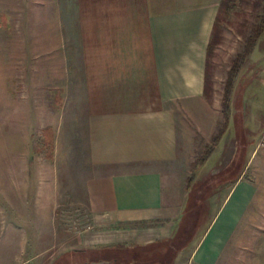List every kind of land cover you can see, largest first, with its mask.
Instances as JSON below:
<instances>
[{
	"label": "crops",
	"instance_id": "obj_1",
	"mask_svg": "<svg viewBox=\"0 0 264 264\" xmlns=\"http://www.w3.org/2000/svg\"><path fill=\"white\" fill-rule=\"evenodd\" d=\"M223 1L0 0V137L13 140L22 110L28 143L36 111L39 140H53L51 151L0 150V173L30 189L34 170L45 178L47 162L51 170L66 157L80 172L75 189L89 219L61 263L78 261V252H90L89 262L135 263L132 250L175 236L194 133L214 124L206 105L209 47ZM245 172L188 264H225L235 254L263 192ZM114 248L120 260H112ZM167 249L156 247L157 254Z\"/></svg>",
	"mask_w": 264,
	"mask_h": 264
},
{
	"label": "rangeland",
	"instance_id": "obj_2",
	"mask_svg": "<svg viewBox=\"0 0 264 264\" xmlns=\"http://www.w3.org/2000/svg\"><path fill=\"white\" fill-rule=\"evenodd\" d=\"M263 13L264 0H237L234 8L225 6L221 9L217 43L210 54L211 80L206 97L214 124L207 125L204 132L195 131L194 147L191 149L194 160L205 144H214V136L223 126V98L229 71L238 55L246 51L248 40L254 35ZM231 104L230 128L214 145L205 163L199 166L194 179L201 186V194L211 191L208 197H203L205 217L197 223L198 230L195 229L197 231L189 240V245L175 252L176 259L172 264H188L197 241L221 207L232 183L248 166L245 177L262 184V199L243 228L245 235L237 243L235 254L232 257L228 255L225 264H255L251 259L264 261V144H260L264 133V32L253 51L242 60ZM16 118L12 122L13 140L0 137V150L44 147L51 151L52 134L46 143L39 140L43 128L38 122L37 111L35 120L29 126L34 134L30 143L26 138L28 127L23 122L22 110L17 111ZM51 130L48 128L47 132L51 133ZM67 163L68 158L64 157L56 168L49 170L52 164L47 162L44 179L34 170L33 175L37 178L30 189H22L19 182L12 183L14 173H0V264H63L67 260L62 259L64 255L61 254L79 244L80 231L88 222L89 212L81 201V190L75 189L80 183V172H75ZM237 163L236 175L223 173L224 169ZM190 174L192 170L191 173L189 170ZM191 194L188 189L186 209L190 206ZM251 235L257 236V239ZM38 253L40 255L36 257ZM76 256L77 260L90 257L89 252H78ZM123 264L143 263L127 261ZM147 264L157 263L152 261Z\"/></svg>",
	"mask_w": 264,
	"mask_h": 264
},
{
	"label": "trees",
	"instance_id": "obj_3",
	"mask_svg": "<svg viewBox=\"0 0 264 264\" xmlns=\"http://www.w3.org/2000/svg\"><path fill=\"white\" fill-rule=\"evenodd\" d=\"M236 2L237 0H224L222 7H227L228 9H232L236 6ZM218 24H219V20L217 21V25L215 28V34L213 37V40L211 41L210 47H209V66H210V54L212 52V50L214 49L217 41H216V36L219 34V30H218ZM264 32V13L261 16V22L257 25L256 29H255V33L254 35H252L250 37V39L248 40L247 43V48L246 51L244 53H241L238 55L237 59L234 62L233 67L231 68V70L229 71V76L227 78L226 81V90H225V94H224V98H223V114L225 117V120L223 122V126L219 132V134L215 137L214 139V144L210 145V144H206L203 146V149L200 150L199 155L197 157L196 160H194L191 163V170H192V174L189 176L188 178V189H190L192 191L191 194V202L189 203L190 206L188 207V209H184L183 212V216L182 219L180 221L179 226L176 229V233L175 236L172 239L166 240L164 242L158 243V244H152V245H147L145 247H137V249L132 250L130 257L131 259L134 260L135 263H151L152 261L155 260H161L160 258H163L165 256L168 257V260L166 261L161 260L162 263L161 264H170L172 258L175 257L176 255V251L189 245V240L194 236L195 231L198 230V224L199 222L203 221L205 215V202H204V196L208 197L209 194L211 193L210 190H207V193L201 194V186L198 185L195 182V175L197 173V170L199 168V166L202 163H205V161L207 160L208 156L210 155L212 149L214 148V145H216L220 138L224 135V133L227 131V129L229 128L230 124H231V112H232V96L235 90V85H236V80L237 77L240 73V69H241V63L242 60L245 58V56L247 54H249L250 52L253 51L254 49V45L257 42L258 38L262 35V33ZM210 75L207 76V87L210 85ZM238 115V114H237ZM240 163V161H239ZM232 164L230 167H228L227 169H224L223 173H235L236 175V171L238 168V164ZM239 177H236V180ZM207 189H209L207 187ZM197 191V193H196ZM200 214H202L200 216ZM196 220V222H195ZM197 229V230H195ZM160 246L161 247H167V251L164 253H159L157 254L156 251V247ZM158 250V249H157ZM112 260H120V255H122V252L119 251L117 248L111 249L109 251ZM91 253L89 252V255ZM159 258H158V257ZM91 257V255H90ZM88 257V258H90Z\"/></svg>",
	"mask_w": 264,
	"mask_h": 264
},
{
	"label": "water",
	"instance_id": "obj_4",
	"mask_svg": "<svg viewBox=\"0 0 264 264\" xmlns=\"http://www.w3.org/2000/svg\"><path fill=\"white\" fill-rule=\"evenodd\" d=\"M76 264H80V263H76ZM88 264H107L106 260H95L92 262H88Z\"/></svg>",
	"mask_w": 264,
	"mask_h": 264
},
{
	"label": "flooded vegetation",
	"instance_id": "obj_5",
	"mask_svg": "<svg viewBox=\"0 0 264 264\" xmlns=\"http://www.w3.org/2000/svg\"><path fill=\"white\" fill-rule=\"evenodd\" d=\"M88 262H89V260H87V259H81V260L74 261V262H71V263H68V264H76V263L88 264Z\"/></svg>",
	"mask_w": 264,
	"mask_h": 264
},
{
	"label": "built area",
	"instance_id": "obj_6",
	"mask_svg": "<svg viewBox=\"0 0 264 264\" xmlns=\"http://www.w3.org/2000/svg\"><path fill=\"white\" fill-rule=\"evenodd\" d=\"M260 144H264V133H263V136L261 138V143Z\"/></svg>",
	"mask_w": 264,
	"mask_h": 264
}]
</instances>
